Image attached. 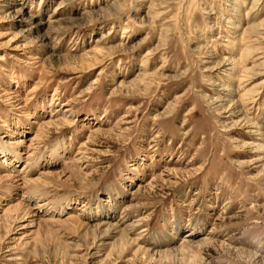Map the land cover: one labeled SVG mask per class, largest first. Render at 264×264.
<instances>
[{"label": "rangeland", "instance_id": "rangeland-1", "mask_svg": "<svg viewBox=\"0 0 264 264\" xmlns=\"http://www.w3.org/2000/svg\"><path fill=\"white\" fill-rule=\"evenodd\" d=\"M9 1L0 264H264V0Z\"/></svg>", "mask_w": 264, "mask_h": 264}, {"label": "bare ground", "instance_id": "bare-ground-1", "mask_svg": "<svg viewBox=\"0 0 264 264\" xmlns=\"http://www.w3.org/2000/svg\"><path fill=\"white\" fill-rule=\"evenodd\" d=\"M12 2L11 1H9V0H0V7H10V6H12L13 4H11ZM17 3V2H16ZM9 10V12L10 13H15V14H18V13H20L22 10H21V8H14V9H12V8H9L8 9ZM11 10V11H10ZM219 68L221 67V68H223L224 66H225V63L224 62H220L219 64ZM216 66V65H215ZM226 69V68H225ZM221 90H228L227 88H220ZM232 92V91H231ZM227 95H229L230 94V92H229V94L228 93H226ZM225 101H227L226 99H223V100H221V102L223 103V102H225ZM228 102L229 103H226L225 105H224V107L223 108H221V109H223V111H224V113H226L227 114V119L228 118H233V117H240L239 116V110H236L235 108H233V102H231L230 100H228ZM231 102V103H230ZM245 122V119L243 118V117H241V118H239V119H237L236 121H233L232 122V124H234V125H237V124H240L241 122ZM247 122V121H246ZM261 133L260 132H258L257 133V135H260ZM7 176V175H6Z\"/></svg>", "mask_w": 264, "mask_h": 264}]
</instances>
